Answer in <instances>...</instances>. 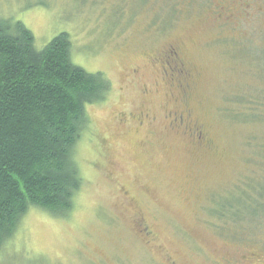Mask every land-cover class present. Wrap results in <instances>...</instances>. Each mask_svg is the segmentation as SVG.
Instances as JSON below:
<instances>
[{"label":"rangeland","instance_id":"1","mask_svg":"<svg viewBox=\"0 0 264 264\" xmlns=\"http://www.w3.org/2000/svg\"><path fill=\"white\" fill-rule=\"evenodd\" d=\"M0 20L37 50L69 34L73 63L112 84L86 107L73 209L32 207L0 264H212L264 244V209L218 216L241 190L264 207L247 191L264 185V0H0ZM185 111L202 143L167 118Z\"/></svg>","mask_w":264,"mask_h":264},{"label":"trees","instance_id":"2","mask_svg":"<svg viewBox=\"0 0 264 264\" xmlns=\"http://www.w3.org/2000/svg\"><path fill=\"white\" fill-rule=\"evenodd\" d=\"M34 42L22 22L0 20V249L32 207L56 217L73 209L84 185L76 148L89 126L86 107L112 91L103 74L73 63L69 34L43 50ZM254 185L247 191L264 196V185ZM256 202L241 190L221 202L218 216L255 217L264 209Z\"/></svg>","mask_w":264,"mask_h":264},{"label":"flooded vegetation","instance_id":"3","mask_svg":"<svg viewBox=\"0 0 264 264\" xmlns=\"http://www.w3.org/2000/svg\"><path fill=\"white\" fill-rule=\"evenodd\" d=\"M174 54V53H173ZM172 57V55H170ZM167 60H171L169 57H166ZM149 118L148 116H144V119ZM167 118L171 119V124L175 128H185L187 127V130L190 131V134L194 137H196L197 141L199 143H202L203 140V132L199 126H193L191 121V114L189 111L185 112H179L175 114L168 115ZM144 121L140 120V124H143ZM195 128V129H193ZM142 220H137L138 224V234L144 235L150 242L152 233L149 232L147 227H144V224L142 223ZM231 240L235 242L237 239L234 238V236H231ZM231 240L229 243H231ZM263 242V241H262ZM239 247L245 246L247 247V250L244 251L243 255L239 257V259H229L224 257H214L212 264H264V244H260L258 249H250L248 248L247 244L238 243ZM237 245V246H238ZM176 264V263H173Z\"/></svg>","mask_w":264,"mask_h":264}]
</instances>
